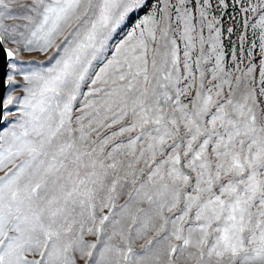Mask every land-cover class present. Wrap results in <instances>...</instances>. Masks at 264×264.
I'll return each mask as SVG.
<instances>
[{"label": "snow or ice", "instance_id": "1", "mask_svg": "<svg viewBox=\"0 0 264 264\" xmlns=\"http://www.w3.org/2000/svg\"><path fill=\"white\" fill-rule=\"evenodd\" d=\"M14 3L0 0L7 56L55 55L0 132V264H264V0Z\"/></svg>", "mask_w": 264, "mask_h": 264}, {"label": "rangeland", "instance_id": "2", "mask_svg": "<svg viewBox=\"0 0 264 264\" xmlns=\"http://www.w3.org/2000/svg\"><path fill=\"white\" fill-rule=\"evenodd\" d=\"M27 2H28V0H15V3L13 4V7L11 9L12 14L13 15L22 14V10L18 8V5H21V4H24ZM213 2H214V0H213ZM155 3H156V0H151V4L154 5ZM229 4L231 5V0H229ZM143 14H144L143 12L139 13V15H141V16ZM214 14L219 16L218 12H216ZM242 16H243V14L237 15V12L232 11V8L230 6L229 9L227 10V15L222 17L223 31H224L223 43H224V48H225V64L229 70H234L236 67V62H233V60H232L233 42H235L237 55L239 57V39H238V37L240 36L241 32L245 31L242 24L240 23V21L242 20ZM135 18L136 17H134L133 19H135ZM234 20L236 22L235 32H234V34H232L229 37L226 29L228 27L233 26ZM5 23L23 25L25 23V21L16 19V20H6ZM129 26H130V24H129ZM129 26H125V28L121 30V34H120L121 36L127 31V28ZM23 30H24L23 28L20 29V31H23ZM203 34L205 35V37H207V35H208L207 28L204 29ZM247 35H248L249 39L245 45L246 49L252 43V39H251L252 30L250 28L247 30ZM119 38H120V36L117 37V39H119ZM6 44L9 45L14 50L17 48V45L13 44L11 41H7ZM180 47H181V55H182L183 43L180 44ZM198 51H199V47H197V52ZM52 55H55L54 50H50V52L48 54L38 53V52L20 51L15 55V58L12 61V65H15V67L14 68L12 67V69L10 71L8 69V73H7V75L11 74L12 83L8 84V86L6 88L5 96L8 97L9 95H11L12 97H14L16 99H15L13 104L8 105L9 109L8 108L7 109L10 111V113H9L10 116L6 119V122H4L0 126V132H3L6 129H10L15 123H17V121L19 120V118L21 116V112H20L21 103H20V101H22L24 99V97L27 95V92L25 91V89L29 86V82L24 79V76L27 74H30L32 71H34L36 69H45V68L51 66V63H54V60L50 59V56H52ZM107 55L110 56L111 52L109 51L107 53ZM260 58H261L260 57V49H259L258 42H257V47L253 50V62L255 64H257V66L259 65ZM237 62H239V59ZM247 63H248V58L245 55V57L243 58V62L240 65L241 68L243 69L247 65ZM100 66L101 65H99V64L96 66L95 70L92 73L93 77H94L95 71H99ZM207 66L211 67V63L208 64ZM255 75L258 79L259 78L258 68H257V72L255 73ZM90 84H91V80H88L87 85L82 86L81 92L82 93L88 92V85H90ZM83 100H84V96L80 95L78 97L77 101L74 102V105H73V119L74 120H75V117L77 115L81 114V108H82L81 102ZM0 174H2V172H0ZM130 187H131V185H128L125 187V189L123 191V195L117 201L118 205L123 204L127 200V192H128V189ZM141 206L146 207V205H141ZM105 212H107V210H105ZM114 218H118V217H114ZM86 239L91 241V240H94L95 237L87 236ZM143 243H144V240H139L135 243L134 247L139 249V246ZM78 264H84V261L82 259H80V260H78Z\"/></svg>", "mask_w": 264, "mask_h": 264}, {"label": "water", "instance_id": "3", "mask_svg": "<svg viewBox=\"0 0 264 264\" xmlns=\"http://www.w3.org/2000/svg\"><path fill=\"white\" fill-rule=\"evenodd\" d=\"M6 49H8L6 43L2 47H0V117H4V108H5L4 96H5L6 88L8 86V81L6 76L9 69L8 62L10 57L7 56ZM3 123H0V126Z\"/></svg>", "mask_w": 264, "mask_h": 264}, {"label": "bare ground", "instance_id": "4", "mask_svg": "<svg viewBox=\"0 0 264 264\" xmlns=\"http://www.w3.org/2000/svg\"><path fill=\"white\" fill-rule=\"evenodd\" d=\"M6 46L8 47V49H12L9 45H7L6 44ZM14 50V49H13ZM15 58V56L14 57H10V59H9V62H8V65H9V71L12 69V61H13V59ZM8 76L9 75H7L6 77H7V81H8ZM8 84H9V82H8ZM6 99H7V97L5 96L4 97V105H5V101H6ZM7 108H8V106H7ZM7 108H4V117H6V118H8L10 115H9V113H10V111L7 109Z\"/></svg>", "mask_w": 264, "mask_h": 264}]
</instances>
